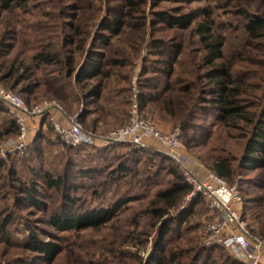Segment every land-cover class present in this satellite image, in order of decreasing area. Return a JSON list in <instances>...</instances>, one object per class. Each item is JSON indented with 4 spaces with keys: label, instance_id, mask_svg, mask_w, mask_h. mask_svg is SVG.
Instances as JSON below:
<instances>
[{
    "label": "trees",
    "instance_id": "1",
    "mask_svg": "<svg viewBox=\"0 0 264 264\" xmlns=\"http://www.w3.org/2000/svg\"><path fill=\"white\" fill-rule=\"evenodd\" d=\"M30 1L0 0V81L28 104L56 98L66 113L83 104L84 131L105 133L127 122L131 75L138 58L142 59L138 82L142 113L180 127L187 146H205L215 126L239 141L235 153L214 138L203 159L209 170L230 183L243 173L252 187L246 194L259 192L245 197L243 216L250 210L257 225L252 232L264 237V0H214V5L186 10L180 5L158 8L168 0H118L117 5L107 0L101 20L100 6L93 0H74L59 11L62 32L57 41L37 43L26 59L18 53L9 56L16 44L10 40L18 39L15 33L21 31L13 24L18 22L15 14ZM175 1L190 4L194 0ZM145 5L152 9L150 19ZM227 7L225 12L233 11L244 20L242 43L236 45L227 43L215 21L213 10ZM162 29L173 33L166 38L147 37ZM190 36L197 43H186ZM145 47L149 54L142 57ZM6 114L7 105L0 100L2 140L15 138L18 132L14 119ZM41 117L51 125L47 113ZM52 145L55 142L41 132L32 138L26 177L20 173L22 161L0 160V203L12 195L10 204L0 205V264H51L61 250L57 243L39 236L53 233L29 223L26 238L21 243L13 241L9 225L19 214L13 208L44 212L46 216L36 222L55 231L99 228L121 221L120 214L131 209L127 203L140 199L143 191L157 183L161 171L170 175L166 186L144 205L132 208L130 218L120 225L123 229L114 227L112 240L93 242L101 253L96 255L94 250L84 257L69 243L64 247L66 264H109L103 262L107 258L123 264L113 261L119 256L135 264H245L230 248H207L200 243L199 223H194L193 216L201 208L202 197L197 194L186 207L177 209L191 186L172 159L161 153L154 159L144 149L124 150L122 143L98 146L84 141L75 147L61 144L60 167L51 169L44 164L43 151ZM96 185H110L111 195L103 197ZM85 189H91L90 193ZM90 195L99 200H87ZM150 236L151 248L143 258L140 251ZM17 244L37 256L11 261L7 248Z\"/></svg>",
    "mask_w": 264,
    "mask_h": 264
},
{
    "label": "rangeland",
    "instance_id": "2",
    "mask_svg": "<svg viewBox=\"0 0 264 264\" xmlns=\"http://www.w3.org/2000/svg\"><path fill=\"white\" fill-rule=\"evenodd\" d=\"M73 1L74 0H31L28 3V6L24 11L18 10L17 13L15 14V16L18 19V22H14L13 24L21 31L20 33L18 32V34L15 33L18 39L10 40L11 43H16V44L9 52V56L15 55L16 53H18L20 58L26 59V57L32 53L33 48L35 47L37 43H46L50 40L57 41L62 32V30L59 28V19H60L59 11L61 10V7L63 5H66V7H68V5H72ZM93 2L96 5L100 6L101 10L99 11V15H100L99 17L101 20V18L104 17L107 13L106 5H108L109 2H107V0H93ZM117 4H118V0H113L112 2H110V5H117ZM209 4L214 5V0H194L190 4H184L182 2H177L175 0H168V1L162 2L158 8L172 9L173 7L180 5L182 6L183 10H186L189 8H194L197 6H205ZM145 6H146V12L148 15V19H150L152 9L150 8V6H147V5ZM228 7H227V10L225 9L223 10L221 8H215L213 10L215 21H216V24L219 23V25L222 27L220 28L221 33L227 36V43H233L234 45H236L237 43H242V38H241L242 33L241 32L243 31L242 28H243L244 20L241 16H238L235 13H233V11L225 12V11H228L229 9ZM38 25H40L42 29ZM95 27L97 26H94V28ZM93 31L94 29L92 30V33ZM172 33L173 31L162 29L160 31L151 32L150 35L147 37L150 38L151 36H153V37L166 38L169 35H172ZM185 36H189L188 33H185ZM195 39L196 38L194 36L192 38L190 36V38L189 37L186 38L185 42L186 43H197ZM189 40H192L193 42H189ZM148 49L149 48L145 47V49L141 53L142 57H146L149 54ZM140 61H142V59L138 58V62L137 64L134 65L132 74L134 73L136 68L140 69V66H141ZM139 74H140V71H139ZM138 82H139V79H138ZM130 85H131V81H130ZM138 87H139V83H138ZM55 99L54 98L53 99L52 98H42L38 102L42 100H55ZM56 101L60 103V101H58L57 99ZM29 104H35V103H29ZM80 105L83 106V104H76L75 109H72L68 113L73 112L74 110H77V108ZM142 114L144 116L151 118V116L146 115V113H142ZM6 115L8 116V114ZM51 116L55 117L56 115L52 113ZM38 118L42 120V123H43L42 127L40 126L42 123L39 122ZM38 118L37 117L32 118L28 122L29 142L39 132H41L43 136L44 135L48 136L49 139L54 141L55 145H52L50 149L44 148V151H43L44 152V164L51 169H56V168L58 169L60 167L59 161L61 159L60 157L61 155L59 151L62 150L61 144L64 145V143L61 142V140L59 139L55 131L48 128L51 125L48 126V123L46 120L44 121L42 117H38ZM151 119L155 121L158 128H160L163 131H167L175 127V126H172V127L167 128L166 126H164L165 124H162V122H160L159 119L158 120L156 118H151ZM232 133H235V132L232 131ZM214 138L215 140L219 139L220 143L223 142L225 146L230 148L233 152L235 153L239 152V144H238L239 141H237L236 139L228 138L227 135L224 134L223 131L217 130L216 126L212 128V134L209 137V142L205 146H195V145L187 146L184 140L185 137L182 135L184 149L180 152L181 153L180 162L173 161L177 165L178 170L182 174V176L184 174L183 172L184 169L194 173L198 178H204L205 175L208 173V171H211L208 169V165L206 161L203 159V156L206 153L208 147L211 145V143H213ZM13 139L14 138H9L5 140H10L9 142H11ZM42 143L44 144V142ZM123 147L121 148L124 150L125 149L129 150L131 148L130 146L125 145V144ZM145 152L148 155L153 156L154 159H156V157L154 156L156 153H151L149 151H145ZM8 158L9 159L14 158L16 160L18 159L19 161H22L21 163L23 164L21 167L22 169L20 168L21 169L20 173L26 177L27 176L26 174L27 165L25 163L26 161H28V163L32 161L31 160L32 157L29 152V147L26 150H24L22 153L17 152L13 155H9L7 159ZM17 167H19V165ZM251 175L252 173L248 172L247 177H251ZM169 177L170 175L167 174V172L161 171L157 176V183L150 185V187H148L146 191H143L144 195L140 199H133L127 203V205L131 207V209H128L126 212L120 214L119 219H121V221L119 220L118 222L116 221L107 222L106 224H104L103 226L99 228H92V229L89 228V229H84V230H79V231L77 230L55 231L53 228H51L50 226L46 225L43 222H36L38 219H42L46 216L44 212H40V211L34 210L33 208H26V207H20V209L17 207L16 209L13 208L14 211H17L19 213L18 216L20 217L17 216L14 219L13 223L9 225V228L12 234L11 236L12 240L17 243H21V241H23L24 238H26L27 236L25 224L29 223L31 226L43 228L53 233V236L52 235H42V234H39V236L43 237L45 240H50L60 245L61 250H59V252L56 254L51 264H66L67 250H65L64 247L69 245V243L72 244L73 249L75 248V250L78 251V253H80L81 255H86L84 257H89L88 254L86 253H89V254L91 252L93 253L94 250L96 251V255H97L101 253V249L93 248V242L97 241V243H99L100 240L102 239H105L104 241L112 240L114 238L115 232L117 231L116 229H114V227H120L119 231L122 230L123 228L120 225L126 223V221H124L123 223V220H125V218L126 220L127 218H130L129 215H131L130 213L132 212V208L135 209L139 205H144V203H146V201L149 200V198L153 195V193L157 189L163 188L166 186V181ZM245 179L247 178L244 177L243 173L242 174L240 173L235 178L234 182L230 183L227 180L226 182L230 185H236L237 188L240 189V193L242 197L244 198V202L246 203L245 197H249L251 195L255 196L259 192L258 193L253 192V193L246 194V192L247 193L251 192L252 187H249L250 183L247 184L246 183L247 181ZM184 181L186 182L185 179ZM104 186L96 185L95 188L98 191H102L103 197H105V195L109 197L111 195L110 189H109L111 186L106 185V188H104ZM112 189H114V186L112 187ZM85 190H86V193H90L91 191V189L89 190L85 189ZM80 193H83V192H80ZM90 196L91 197L88 198L87 200L89 199H92L93 201L99 200V197H94L92 195ZM200 196L202 197L201 202L199 203L201 208L199 209V211H196L194 213L193 221L194 223L195 222L199 223L197 227L198 234L197 232L195 234L200 236V239H201V233H202L204 224L207 222L209 218V209H208V204L206 200L203 198L202 195ZM4 201L5 203L10 204L12 201V195L9 196L7 200L1 201L0 205H3ZM189 203L190 201H186V197L184 196L180 204L178 205L177 209H179L182 205H185L184 207H186ZM247 203L249 205V202ZM28 211H33V214L32 213L29 214ZM250 213H251L250 210H247L243 218L245 219L247 225L249 224L248 227L251 228L252 230V229H255L257 225H256V222L252 219V215ZM140 221L142 222V224H144L143 223L144 218H141ZM142 224L140 227H142ZM151 243H152V238L150 236L148 240L146 241V243L143 245L142 250L140 251L143 258L146 257L147 254L149 253V250L151 248ZM134 248H135L134 246H130L129 249L134 250ZM7 251H8L7 255L9 259H11V261L14 259L17 260L18 258H22V257L24 258L28 257V259H31L37 256V254H35L34 252L25 251L21 249L20 244H17L15 246L14 245L10 246V248H7ZM110 259L111 258H107V260H103V262L114 264V262H110ZM116 260L118 261V263L123 261V264H135L134 260H132L131 258H127L125 256H121V257L119 256L117 259L113 261H116Z\"/></svg>",
    "mask_w": 264,
    "mask_h": 264
},
{
    "label": "built area",
    "instance_id": "3",
    "mask_svg": "<svg viewBox=\"0 0 264 264\" xmlns=\"http://www.w3.org/2000/svg\"><path fill=\"white\" fill-rule=\"evenodd\" d=\"M139 71L140 69L136 68L130 80L127 122L98 134L84 131L80 120L82 105L77 110L66 113L56 100L27 104L19 94L0 81V100L7 105V112L18 128L17 135L11 142L0 139V160L26 150L30 145L28 122L47 113L53 130L65 145L75 147L84 141L100 145L122 143L151 153H161L175 162H180V152L184 149L180 127L175 126L163 131L158 128L155 121L141 112ZM53 111H57L61 117L58 119L51 116ZM183 172L184 179L191 186V190L185 195L186 201H190L195 194H200L208 204L209 218L204 224L200 243L207 248L213 246L230 248L240 261L247 264H262L260 259L264 254V237L252 232L243 218L244 198L237 186L228 184L213 171H208L204 178H198L186 169Z\"/></svg>",
    "mask_w": 264,
    "mask_h": 264
},
{
    "label": "crops",
    "instance_id": "4",
    "mask_svg": "<svg viewBox=\"0 0 264 264\" xmlns=\"http://www.w3.org/2000/svg\"><path fill=\"white\" fill-rule=\"evenodd\" d=\"M53 114H55L56 115V117L57 118H60L61 116L58 114V112L57 111H53ZM38 118V117H37ZM39 119V122L40 123H42V120H40V118H38ZM158 120V119H157ZM160 122H162V124H165L164 126H166L167 128H169V127H172V126H174L171 122H169V121H166V122H164V121H161L160 120ZM41 127L43 126V123L40 125ZM167 130V129H166ZM93 145H98V146H101L100 144H93ZM261 263L262 264H264V254L261 256Z\"/></svg>",
    "mask_w": 264,
    "mask_h": 264
}]
</instances>
